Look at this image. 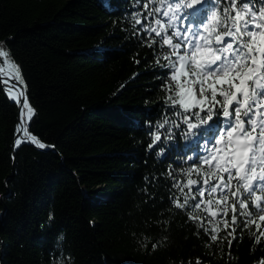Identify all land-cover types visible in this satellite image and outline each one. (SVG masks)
Wrapping results in <instances>:
<instances>
[{"label":"trees","instance_id":"obj_1","mask_svg":"<svg viewBox=\"0 0 264 264\" xmlns=\"http://www.w3.org/2000/svg\"><path fill=\"white\" fill-rule=\"evenodd\" d=\"M138 10L136 0H0V47L19 64L36 110L29 130L54 146L14 150L19 108L0 84V264L264 257V240L256 245L248 231L237 229L231 250L226 240L210 243L171 203L167 172L184 179L196 145L172 123L180 121L166 109L153 50L133 35ZM165 117L158 156L160 145L146 151L148 133Z\"/></svg>","mask_w":264,"mask_h":264},{"label":"snow or ice","instance_id":"obj_2","mask_svg":"<svg viewBox=\"0 0 264 264\" xmlns=\"http://www.w3.org/2000/svg\"><path fill=\"white\" fill-rule=\"evenodd\" d=\"M136 2L143 11L132 18L133 35L141 46L153 50L155 66L162 70L156 78L165 92L166 109L180 121L172 123L176 128L183 125V138L196 145L193 155L184 158L191 162L179 174L184 179L167 172L171 203L188 210V219L212 244L226 240L231 250L239 229L260 245L264 240V0ZM0 84L7 85V94L20 108L14 149L24 143L54 148L29 133L36 110L29 104L20 66L3 47ZM169 123L165 117L154 126L155 133L149 131L146 151L160 145L157 155L166 154L159 130ZM173 136L169 129L168 139ZM149 179L154 178L145 177ZM53 219L50 213L49 221ZM157 247L158 242H152L151 248ZM258 264H264V257Z\"/></svg>","mask_w":264,"mask_h":264},{"label":"water","instance_id":"obj_3","mask_svg":"<svg viewBox=\"0 0 264 264\" xmlns=\"http://www.w3.org/2000/svg\"><path fill=\"white\" fill-rule=\"evenodd\" d=\"M3 86H4V89H5L6 93H7V85H4V84H3ZM8 96H9V95H8ZM12 101L15 102L13 99H12ZM15 103H16V102H15ZM16 104H17V103H16ZM18 108H19V107H18ZM19 114H20V108H19ZM17 125H18V124H17ZM28 129H29V128H28ZM29 133H31L30 130H29ZM31 134H32V133H31ZM16 138H17V134H16V136H15V139H16ZM15 139H14V140H15ZM16 149H17V148H15L14 150H16Z\"/></svg>","mask_w":264,"mask_h":264},{"label":"rangeland","instance_id":"obj_4","mask_svg":"<svg viewBox=\"0 0 264 264\" xmlns=\"http://www.w3.org/2000/svg\"><path fill=\"white\" fill-rule=\"evenodd\" d=\"M14 63L19 66V64L17 62H14ZM230 217H231V213H229V220H230Z\"/></svg>","mask_w":264,"mask_h":264},{"label":"bare ground","instance_id":"obj_5","mask_svg":"<svg viewBox=\"0 0 264 264\" xmlns=\"http://www.w3.org/2000/svg\"><path fill=\"white\" fill-rule=\"evenodd\" d=\"M28 131H29V129H28Z\"/></svg>","mask_w":264,"mask_h":264}]
</instances>
